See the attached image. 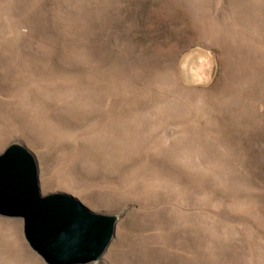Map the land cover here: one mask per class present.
I'll return each mask as SVG.
<instances>
[{
	"label": "rangeland",
	"instance_id": "obj_1",
	"mask_svg": "<svg viewBox=\"0 0 264 264\" xmlns=\"http://www.w3.org/2000/svg\"><path fill=\"white\" fill-rule=\"evenodd\" d=\"M202 3L0 0V154L117 216L90 264H264V0ZM31 257L0 216V264Z\"/></svg>",
	"mask_w": 264,
	"mask_h": 264
},
{
	"label": "water",
	"instance_id": "obj_2",
	"mask_svg": "<svg viewBox=\"0 0 264 264\" xmlns=\"http://www.w3.org/2000/svg\"><path fill=\"white\" fill-rule=\"evenodd\" d=\"M0 216L23 219L28 244L47 264L98 261L118 220L90 211L65 193L42 195L37 161L20 144L0 154Z\"/></svg>",
	"mask_w": 264,
	"mask_h": 264
},
{
	"label": "crops",
	"instance_id": "obj_3",
	"mask_svg": "<svg viewBox=\"0 0 264 264\" xmlns=\"http://www.w3.org/2000/svg\"><path fill=\"white\" fill-rule=\"evenodd\" d=\"M189 61H190V56L181 61L180 71L182 78L185 81H195V80L205 79V77H207L208 72L204 73L203 69H205L206 67L209 68L211 66L210 62L207 61L205 65L202 64L203 62H200L197 65L198 68L196 70V68L189 66L190 65Z\"/></svg>",
	"mask_w": 264,
	"mask_h": 264
},
{
	"label": "bare ground",
	"instance_id": "obj_4",
	"mask_svg": "<svg viewBox=\"0 0 264 264\" xmlns=\"http://www.w3.org/2000/svg\"><path fill=\"white\" fill-rule=\"evenodd\" d=\"M190 1H192V2L198 4V2L202 3L203 0H190ZM204 1H205V0H204ZM208 1H211V0H208ZM220 2H221V1H220ZM239 3H240V2H239ZM207 4H209V3H207ZM215 4H216V3H215ZM219 4H220V3H219ZM202 5H203V3H202ZM205 5H206V4H205ZM210 5H212V4H210ZM217 5H218V4H216V6H217ZM243 5H244V4H243ZM228 6H229V5H228ZM228 6H227V7H228ZM195 7H196V6H195ZM200 7H201V6H200ZM203 7H204V6H203ZM203 7H202V8H203ZM210 7H211V6H210ZM225 7H226V6H225ZM229 7H230V6H229ZM192 8H193V6H192ZM197 8H198V6H197ZM208 8H209V7H208ZM199 9H200V8H198V10H199ZM229 9H230V8H229ZM234 9H237V10H238L237 7L234 8ZM206 10H208V9H206ZM196 11H197V10H196ZM196 11H195V12H196ZM210 11H211V10H210ZM202 12H203V10H202ZM205 12H206V11H205ZM205 12H204V13H205ZM211 12H212V11H211ZM228 12H229V11H228ZM201 14H202V13H201ZM214 14H215V13H214ZM220 14H221V13H220ZM197 15H198V14H197ZM208 15H209V13H208ZM221 15H222V14H221ZM200 16H201V15H200ZM203 16H204V15H203ZM229 16H230V19H233V20H234V18L237 20V18L240 17V16H237V14H236V12H234V10L231 11V13H230ZM205 17H206V16H205ZM202 18H203V17H202ZM202 18H201V19H202ZM195 19H196V18H195ZM204 19H205V18H204ZM227 19H228V16H227ZM220 20H221V19H220ZM200 21H201V20H200ZM202 21H203V20H202ZM216 21H217V20H216ZM198 22H199V21H198ZM198 22H197V23H198ZM203 23H204V22H203ZM211 23H212V21H211ZM204 24H205V23H204ZM198 25H199V27H200L201 23L198 24ZM201 27H202V26H201ZM211 27H212V28H219V27H217V23H212V24H211ZM223 27H226V28H227V27H229V25H227V24L225 23ZM223 27H221V28H223ZM214 30H215V29H214ZM215 33H217V32H215ZM28 101H29V100H28ZM29 103H30V102H28V103L25 102V105L28 106ZM14 108H15V107H14ZM2 109H3V108H2ZM15 110H16V109H15ZM6 113H7V112H6ZM14 113H15V112H14ZM17 114H18V113H17ZM7 115H8V114H7ZM22 120H23V119H22ZM24 126H25V125H24ZM114 126H115V125H114ZM117 126H118V125H117ZM112 128H113V126H112ZM116 128H117V127H116ZM106 130H107V129H106ZM109 130H110V128H109ZM112 130H113V129H112ZM115 130H116V129H115ZM116 131H117V130H116ZM110 132H111V131H110ZM114 132H115V131L113 130V133H114ZM111 133H112V132H111ZM22 134H23V133H22ZM14 225H16V224H11V226H14ZM14 227H15V226H14ZM30 259L32 260V262H33L34 264H37V263H38L34 258L31 257Z\"/></svg>",
	"mask_w": 264,
	"mask_h": 264
}]
</instances>
